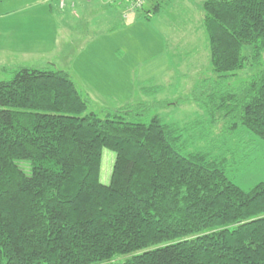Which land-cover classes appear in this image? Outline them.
<instances>
[{
    "label": "trees",
    "instance_id": "obj_1",
    "mask_svg": "<svg viewBox=\"0 0 264 264\" xmlns=\"http://www.w3.org/2000/svg\"><path fill=\"white\" fill-rule=\"evenodd\" d=\"M146 4L136 11L147 19L162 9ZM203 11L212 75L193 100L223 121L220 132L264 139V0H206ZM13 74L0 81V264H264V182L244 190L231 180V149L192 151V122L139 119L163 99L101 117L65 70Z\"/></svg>",
    "mask_w": 264,
    "mask_h": 264
},
{
    "label": "rangeland",
    "instance_id": "obj_2",
    "mask_svg": "<svg viewBox=\"0 0 264 264\" xmlns=\"http://www.w3.org/2000/svg\"><path fill=\"white\" fill-rule=\"evenodd\" d=\"M31 1L4 0L1 6V47L11 44L12 35L8 36L3 28L29 35L32 42L18 45L13 52L0 48V81L14 78L13 71L25 65L65 70L90 100V111L101 117L110 108L163 99L167 104L152 105L148 113H140L139 119L149 122L159 115L167 123L192 122L183 132L189 150L204 149L221 157L231 149L233 155L228 157L225 168L229 178L244 190L264 182V139L253 133L220 132L223 121L212 124L192 97L201 76L212 75L202 22L206 0H147L146 10L158 2L162 4L161 12L148 19L143 10L125 17L129 11L127 0H121V4L65 0L67 8L62 10L54 0H48V6L30 9L39 2ZM11 9L15 24L8 28L3 17ZM31 28L37 31L29 32ZM26 46L28 49L22 51ZM252 50V45H246L243 53L250 58ZM251 72L249 66L238 72L232 82L240 86ZM151 80L158 86L156 93L144 89ZM103 152L101 180L109 184L116 153L109 148ZM20 166L29 172L25 162Z\"/></svg>",
    "mask_w": 264,
    "mask_h": 264
},
{
    "label": "crops",
    "instance_id": "obj_3",
    "mask_svg": "<svg viewBox=\"0 0 264 264\" xmlns=\"http://www.w3.org/2000/svg\"><path fill=\"white\" fill-rule=\"evenodd\" d=\"M22 1H25V3H28V2H32L31 0H22ZM36 1H39V2H36V3H34L33 5H30V9H32L33 7H40V8H42V7H45V6H48V0H36ZM55 4H57V6L59 7V10H62V9H66L67 8V6H66V2L67 1H65L64 0V2H65V5H64V7H62L61 6V0H54L53 1ZM72 1H70V3H71ZM75 3V2H74ZM104 5H106L104 2H102ZM158 4V3H157ZM1 6H4V0H2V2H1V4H0V8H1ZM50 6V5H49ZM52 9H53V6H50ZM2 9V8H1ZM28 8H26V10H27ZM162 10V9H161ZM161 10L159 11V13L161 12ZM11 12H13L14 13V11H13V9H11V10H9L8 12H7V15L8 16H5V17H3V18H5L4 20H7V21H4V22H8V23H5V24H8V28H10V27H12V26H14V24H15V22L13 21V19H11L12 17H11ZM1 13H2V10H1ZM19 23H21V22H19ZM18 23V24H19ZM4 24V25H5ZM3 30L4 31H6L7 32V35L9 36L10 34H12V35H10L9 36V42H11V44H7L8 45V47H6V46H3V47H1V42H0V48H1V51H2V49L5 47L6 48V50L7 49H9L10 50V52H13V51H15V50H18L17 49V46L18 45H20V44H24V42H32V40H30V37H29V35H17L16 33H13V31L12 30H6V29H4L3 28ZM28 31L29 32H32V33H35L37 30H33L32 28L31 29H28ZM15 32V31H14ZM36 36H37V34H35ZM35 35H33V36H35ZM1 37V36H0ZM56 38H57V36H56ZM56 38H55V40H56ZM15 41H18V43L17 42H15ZM25 49H28V47L26 46V48H24V49H21L22 51H24ZM5 49H3V52L4 51H6Z\"/></svg>",
    "mask_w": 264,
    "mask_h": 264
},
{
    "label": "built area",
    "instance_id": "obj_4",
    "mask_svg": "<svg viewBox=\"0 0 264 264\" xmlns=\"http://www.w3.org/2000/svg\"><path fill=\"white\" fill-rule=\"evenodd\" d=\"M115 1L120 3L121 0H109L107 3H113ZM146 1L147 0H127L129 11L127 10V13H125V17H129L131 13H135L137 9L142 8L143 5L147 3ZM64 5H65L64 0H61V6Z\"/></svg>",
    "mask_w": 264,
    "mask_h": 264
}]
</instances>
